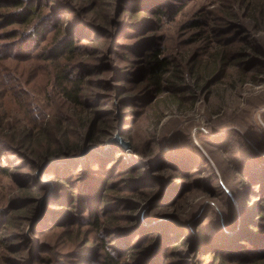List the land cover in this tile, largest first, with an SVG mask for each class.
<instances>
[{
    "label": "rangeland",
    "instance_id": "obj_1",
    "mask_svg": "<svg viewBox=\"0 0 264 264\" xmlns=\"http://www.w3.org/2000/svg\"><path fill=\"white\" fill-rule=\"evenodd\" d=\"M23 3L0 0V264H264V0Z\"/></svg>",
    "mask_w": 264,
    "mask_h": 264
},
{
    "label": "trees",
    "instance_id": "obj_2",
    "mask_svg": "<svg viewBox=\"0 0 264 264\" xmlns=\"http://www.w3.org/2000/svg\"><path fill=\"white\" fill-rule=\"evenodd\" d=\"M12 1H13V5L21 9L16 13L17 18L20 21L29 22L33 17L32 15L36 14V10L34 9V7H31L30 5L23 6L24 5L23 0H12ZM7 20H9L10 23H13L15 19L10 18ZM75 50L76 47L73 44V39L70 40L67 39L56 45L52 55L55 57L56 56L60 57L64 53L66 54L68 52H72V51L74 52ZM57 63L58 64L56 66V69H59L57 71V79L61 91L63 92V94L66 96L67 99H71L75 103L78 102L80 103L79 92H80L81 80L74 77L73 70L71 69L68 70L69 66L66 64V62L59 61ZM170 65H171V61L168 58L162 56L161 50H156L152 54L151 58L148 59V66H149L148 80L151 87H154L158 92L161 93L164 92L165 81L171 80V78H168V75L172 73L171 70L169 69ZM172 77L175 81L179 80L182 77L181 72L179 70H176V72L174 73L173 71ZM154 99L155 97L151 98L150 101ZM42 131L44 136L51 134L50 131L48 130L46 131L42 130ZM34 133L35 132L32 128L30 130H27L24 138L21 136H17L15 140L17 141V143L24 145V142L30 139V142H32L34 145L35 140L37 139V135H35ZM103 135H98L93 139L99 141L103 137ZM36 142L39 143L40 139L36 140ZM38 149L39 151L34 154V160L37 163H40L43 160H50L51 156L62 157L65 155H69L76 150L74 146L68 145L67 143H62L61 145L58 144L54 147L42 146V148L38 147ZM143 254L146 256L149 255L147 254L146 250L143 252ZM106 264H117V263L114 261V259L111 256H109V260L106 261Z\"/></svg>",
    "mask_w": 264,
    "mask_h": 264
},
{
    "label": "water",
    "instance_id": "obj_3",
    "mask_svg": "<svg viewBox=\"0 0 264 264\" xmlns=\"http://www.w3.org/2000/svg\"><path fill=\"white\" fill-rule=\"evenodd\" d=\"M116 140L119 141L124 148H130L131 147V143L130 142H125L121 137L116 136ZM87 155V152L84 151L83 154L75 156L76 158H80V157H84Z\"/></svg>",
    "mask_w": 264,
    "mask_h": 264
}]
</instances>
